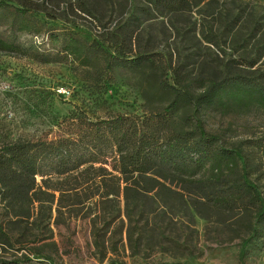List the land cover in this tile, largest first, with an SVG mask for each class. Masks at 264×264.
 <instances>
[{
    "label": "rangeland",
    "instance_id": "obj_1",
    "mask_svg": "<svg viewBox=\"0 0 264 264\" xmlns=\"http://www.w3.org/2000/svg\"><path fill=\"white\" fill-rule=\"evenodd\" d=\"M46 1L8 0L11 6L0 12V34L22 50L0 51V147L10 140H51L60 134L56 121L75 110H84L91 119L114 114L143 119L161 113L170 96L159 89L157 79L174 85L216 74L240 53L253 55L256 42L264 40V0H219L177 15L160 14L145 0H132L128 11L109 5L102 24L93 23L85 12L71 15L72 24L33 10L23 20L30 31L21 29L14 7L35 3L51 11L53 3ZM239 12L243 16L236 26L230 24L231 14ZM251 13L261 25L256 36L249 34ZM68 31L102 41L116 54H149L154 65L91 75L66 56ZM206 36L217 37L218 45ZM198 115L205 129L219 136L218 144L243 150L247 177L264 196V109L208 107ZM180 118L193 128L192 113L179 112L172 119ZM228 179H233L229 173ZM165 192L168 205L158 208L148 223L139 217L133 221L131 245L128 221L122 231L120 219L108 226L99 202L68 207L74 197L60 204L59 192L53 203L50 194L39 193L44 206L38 202L30 219L13 217L0 202V264H264V220L257 219L258 204L224 209L195 195L194 211L187 209L180 191Z\"/></svg>",
    "mask_w": 264,
    "mask_h": 264
},
{
    "label": "trees",
    "instance_id": "obj_2",
    "mask_svg": "<svg viewBox=\"0 0 264 264\" xmlns=\"http://www.w3.org/2000/svg\"><path fill=\"white\" fill-rule=\"evenodd\" d=\"M145 1L157 13L177 15L219 0ZM51 2L53 7L49 9L53 12L35 3L14 7L21 19L20 28L30 31L23 20H27L33 10L72 24L76 21L71 15L85 12L93 23L102 24L103 11H107L109 5L115 3L127 11L132 5V0H72L68 4L63 0L46 1ZM9 6L8 0H0V12ZM57 8H61L59 13H56ZM242 16V12L231 14L230 24L236 26ZM247 21L249 34L256 36L260 23L253 13ZM213 31L211 28L210 32ZM67 35L66 56L91 75L110 73L118 68L142 70L155 62L149 54L127 57L111 52L109 46L97 39L87 41L71 31ZM237 35L238 31L235 37ZM206 37L207 41L218 45L217 37ZM255 48L253 55L242 52L238 60L207 77L186 78L174 85L166 79H157L159 89L170 96V102L161 113L143 119L127 114L91 119L84 110H75L56 121L60 134L51 140L7 141L0 147V202L5 203L13 217L28 219L32 218L38 202L40 207L44 206L39 196V193H48L44 188L52 190L48 193L52 203L56 192H59L60 204L64 198L74 197L73 202L66 204L68 207L99 202L104 208L103 222L108 226L120 219V230H123L128 221L130 245L135 234L133 221L139 217L148 223L158 208L168 205L163 198L167 190L176 194L180 191L187 209L194 211L197 210L195 195L224 209L258 204L257 219L263 217L264 220V196L258 185L247 177L243 150L218 144L219 136L207 131L198 115L201 109L208 107L264 109V40L256 42ZM0 51L19 53L22 50L0 34ZM179 112L192 113L196 120L193 128H186L182 118L173 120ZM228 173L233 177L231 182ZM181 190L186 191L189 200ZM96 196L99 200L93 202ZM110 203L116 204L112 207ZM96 220L93 219L94 224ZM243 254L241 251L240 257Z\"/></svg>",
    "mask_w": 264,
    "mask_h": 264
}]
</instances>
